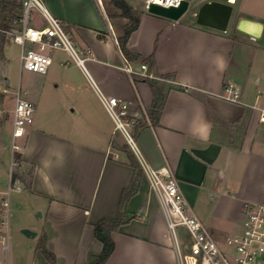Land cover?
<instances>
[{
  "label": "crops",
  "instance_id": "0c3cea01",
  "mask_svg": "<svg viewBox=\"0 0 264 264\" xmlns=\"http://www.w3.org/2000/svg\"><path fill=\"white\" fill-rule=\"evenodd\" d=\"M44 1L79 52L85 57L86 51H91L86 69L101 90L130 103V114L136 119L132 130L147 163L171 171L190 209L219 245L226 247L227 238L241 232L245 203L264 205L263 79L251 76L246 60V52L254 47L264 52V45L258 43L264 41V20L235 11L234 5L242 0H231L232 18L238 20L235 29L226 32L197 23L199 8L212 0L199 1L193 21L186 15L173 21L149 13L145 7H134L140 24L129 38L128 49L142 57L154 54L157 76L172 75L174 84L185 88L170 90L160 122L153 125L150 114L156 108L155 97L140 75L145 63L128 61L119 45L118 36L127 21L111 20L102 0ZM36 14L40 17L36 24L43 25L41 14ZM242 21L253 24L248 28L252 33L239 28ZM56 53L63 55L56 60L63 67L61 94L47 92L44 86L33 91L29 78L46 82L48 73L21 67L20 76L26 71V83L20 80L17 88L10 90L3 47L0 135L6 139L8 155L0 158V187L8 183L7 169L10 173L14 161V174L20 177L15 183L28 192L21 208L26 213L40 211L41 228L36 237L41 232L40 239L46 240L57 264H87L103 249L94 224L116 216L134 170L120 150L125 143L115 132L88 75L61 50L51 53L53 64ZM126 65L133 73L125 71ZM227 86L240 89L239 102L222 97ZM253 87L258 88L256 100L248 94ZM17 91L35 105L36 112L23 135L14 138ZM7 122L11 124L8 131ZM11 140L13 146L9 147ZM16 141L20 147L16 145L14 151ZM127 210L137 219L113 233L115 250L107 264H177L173 235L159 196L145 174ZM32 239L18 237L7 264H51L38 246L31 244ZM4 255L3 251V264Z\"/></svg>",
  "mask_w": 264,
  "mask_h": 264
},
{
  "label": "built area",
  "instance_id": "2783aa9c",
  "mask_svg": "<svg viewBox=\"0 0 264 264\" xmlns=\"http://www.w3.org/2000/svg\"><path fill=\"white\" fill-rule=\"evenodd\" d=\"M20 1L23 6L20 30L18 32L1 30V32L20 47L21 70L47 74L53 65L51 53L61 50L68 53L74 63L88 75L90 84L115 125V132L122 134L126 144L138 159L151 189L159 196L168 228L175 241L177 264H264V205L245 203L241 232L227 238L225 250L222 249L218 241L190 209L171 171L168 168L154 169L144 159L128 130V128L132 129L136 123V119L130 114V103L105 94L87 72L86 61L90 59L91 51H86L85 57L79 52L63 23L49 11L43 0ZM183 1L145 0V8L148 10L152 4L165 8L179 7ZM33 10L41 14L43 25L30 26ZM147 68L146 64H142L140 75L152 78L153 76L147 73ZM124 69L128 73H133L129 65H126ZM222 97L231 102H239L240 89L227 86ZM35 112V105L22 98L20 91H17L14 109V138L21 137L26 127L33 123ZM261 121H264V114L261 116ZM14 150H18L16 144ZM15 166L13 161L10 169L11 182ZM12 190L21 191L23 187L13 183L9 185L8 195ZM1 205L3 210L5 209L3 207H8L9 202L3 200ZM178 226L186 228L190 236L189 250H183L178 242L175 232ZM7 250H9V245L4 244L3 251Z\"/></svg>",
  "mask_w": 264,
  "mask_h": 264
},
{
  "label": "rangeland",
  "instance_id": "374dc122",
  "mask_svg": "<svg viewBox=\"0 0 264 264\" xmlns=\"http://www.w3.org/2000/svg\"><path fill=\"white\" fill-rule=\"evenodd\" d=\"M133 7L136 8H144L145 7V0H129ZM200 0H193L190 4L188 12L185 14L187 19L194 20L193 14H196L198 11V3ZM45 6L46 3L43 0ZM235 11H238L245 15L248 18H262L264 20V0H242L239 1L238 4L234 5ZM36 14V11L33 10L31 13V21L30 26H36L35 24L39 22V15ZM43 20V19H41ZM236 18H232L230 21L228 29L232 31L235 29L237 25ZM121 21V20H120ZM6 42L4 46V53L6 57V62L9 64L8 72H9V86L10 90H13L14 88H17L20 80L23 82V84L26 83V71L23 72L22 76H20V47L15 45L10 39ZM258 43H261L260 45H264V41H258ZM246 55V60L249 61L248 65L250 66V73L251 76L262 77L263 81L261 84V88L264 89V52L263 50H259L258 48L254 47L253 50H248ZM63 55H60L59 53L54 54V64L51 68V70L47 74L46 82H42L37 77L29 78V82L32 85V90L37 91L41 90L42 86H44V90L47 92H53V93H62L63 91V67L56 63L57 59L62 58ZM247 61V62H248ZM25 88V86H24ZM23 88V90H24ZM257 87H253L248 94L253 96V100H256V94H257ZM22 98H24V93L22 95ZM61 99H63L60 96ZM11 127L10 123L5 124V129L8 131ZM129 132L133 136V138L136 141L137 147L140 150L141 154L143 155L144 159L145 155L143 151L141 150V147L139 145V142L137 141L136 137L134 136L133 130L131 128H128ZM118 133V132H117ZM119 135L122 137V141L124 143L125 139L123 138L122 134L119 132ZM4 136L0 135V158L1 157H7L8 150L5 149V143ZM9 147L13 146L12 140L9 142ZM16 145L20 147V142L16 141ZM11 150V149H10ZM21 150V149H20ZM15 151V150H14ZM10 154V151H9ZM3 155V156H2ZM18 155V154H17ZM3 159V158H2ZM1 159V161H3ZM6 179L7 182L5 185L1 184L0 187V207H2L1 202L2 200L8 201L9 205L8 207H3L2 211L0 210V220L2 219L3 223L0 224V256L2 254V247L4 244L9 245V252L8 250L5 252V264H7V258L8 255L14 252V249L18 245L17 238L23 237L22 230L23 229H29L34 232H39L41 228V221L42 218L40 216V211H24L23 205L25 204V198L28 197V192L25 190H22L20 192L12 190L10 194L8 195V189H9V179H10V173L7 169ZM3 177V175H1ZM0 177V178H1ZM3 198V199H2ZM2 199V200H1ZM27 224V225H25ZM176 236L178 239V242L183 250H189L190 249V236L186 230V228L182 226H178L175 230ZM41 232L39 233L38 237L33 238L31 242L32 245L38 246L39 242L41 241ZM23 235V236H22ZM26 237V236H25ZM222 249L225 250V247L221 245ZM9 253V254H8Z\"/></svg>",
  "mask_w": 264,
  "mask_h": 264
},
{
  "label": "trees",
  "instance_id": "16d2710c",
  "mask_svg": "<svg viewBox=\"0 0 264 264\" xmlns=\"http://www.w3.org/2000/svg\"><path fill=\"white\" fill-rule=\"evenodd\" d=\"M102 1L111 20L124 19L127 21L123 26L122 34L118 36L119 45L125 58L130 62L145 63L148 67L147 73L153 76L152 78L143 76L141 77L149 83L155 97L156 108L150 114V119L153 125H158L160 122L161 111L164 107L167 95L170 90H185V88L175 85L172 75L157 76V67L154 54H151L148 57H142L128 49L129 38L131 34L137 30L140 24V15L138 10H136L126 0ZM22 10L23 6L20 0H0V30L18 32L21 28L20 19L22 17ZM6 37L7 35L1 32L0 58H2L3 55V47ZM120 150L127 154L130 165L134 170V176L129 187L124 189L122 192L116 216L113 218H103L94 224L95 236L102 243L103 249L99 255L92 256L87 264H107L115 250L113 233L119 232L122 226L130 223L134 219H137L135 214L130 213L127 210V204L129 200L138 192L139 182L144 175V172L135 154L126 143L120 148ZM15 157L17 162L20 163L21 157L19 155ZM16 178H20L17 173L13 175V183H15ZM23 180L27 181L26 178H23ZM38 250L41 251L43 256L51 264H57L56 256L47 247L45 239H42L39 242Z\"/></svg>",
  "mask_w": 264,
  "mask_h": 264
},
{
  "label": "water",
  "instance_id": "95a60500",
  "mask_svg": "<svg viewBox=\"0 0 264 264\" xmlns=\"http://www.w3.org/2000/svg\"><path fill=\"white\" fill-rule=\"evenodd\" d=\"M192 1L193 0H184L179 7L170 8L152 4L150 5L148 12L173 21H178L188 12ZM232 14L233 3L231 0H212L201 5L198 13L196 14V19L197 23L201 26L219 32H226L228 30ZM252 26L253 24L247 21H242L239 24V28L247 32L249 31L248 28ZM251 30L249 32L252 33ZM22 233L27 238H34L37 236L36 232L29 229H23Z\"/></svg>",
  "mask_w": 264,
  "mask_h": 264
}]
</instances>
